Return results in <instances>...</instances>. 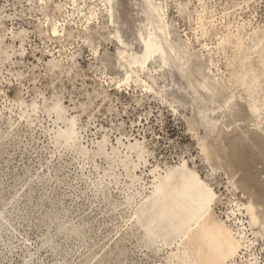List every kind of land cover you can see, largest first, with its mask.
I'll return each mask as SVG.
<instances>
[{
	"label": "rangeland",
	"instance_id": "1",
	"mask_svg": "<svg viewBox=\"0 0 264 264\" xmlns=\"http://www.w3.org/2000/svg\"><path fill=\"white\" fill-rule=\"evenodd\" d=\"M129 1L0 0V264H264L237 191L264 195V0H155L214 90L173 45L132 61ZM193 172L207 213L147 234L156 185Z\"/></svg>",
	"mask_w": 264,
	"mask_h": 264
},
{
	"label": "bare ground",
	"instance_id": "2",
	"mask_svg": "<svg viewBox=\"0 0 264 264\" xmlns=\"http://www.w3.org/2000/svg\"><path fill=\"white\" fill-rule=\"evenodd\" d=\"M132 1L138 8V10L135 9L136 15L133 16V20L131 18V21H134L132 29L133 37L135 39L134 42L137 41L138 46L133 49L134 47L131 48L130 44L128 43L130 52L132 53L131 54L129 52L131 54L132 61L134 63L146 64L145 62L150 59L151 56H155V54L160 55L161 58L165 60L169 55L167 49L173 45L174 59H179V61L183 64H187L189 62L193 63L200 76L201 86L209 90H214V86L217 84L215 82L217 80L214 77L215 75L213 76L212 71L207 66H205L204 61L200 59L192 60V56L195 55L184 53L182 52L183 50L179 49V47L177 48L173 41L175 38L172 39L170 37V33L167 29V23L165 22L163 15L159 12V8L155 0ZM113 7L111 9H113ZM111 12H113L112 14L114 16V10H111ZM203 31H205V29ZM119 36L121 37V35ZM121 38L124 41L123 37ZM167 62L169 61L167 60ZM249 120H251V118H249ZM62 132L63 129L61 128H59L57 131L58 135ZM202 150L206 151V153L209 155H213L214 153L218 152H221L222 154H228L233 151V149L227 143H221L217 147L214 146L211 149H207L206 145H203ZM226 160L228 159L226 158L225 161ZM225 163H227V166H229L228 161ZM185 169L188 170L186 167ZM191 174L192 179L190 180L181 179L178 177L173 178L170 175H167L164 176L156 185L154 195L146 200L141 209V212L144 214V219L141 223H143L147 234L151 235L153 233H157L158 231H164L166 234L174 233L177 234V236L180 234H185L191 225L198 224L199 217L205 215L207 208L211 206L210 195L213 191L211 192L207 189L203 180L195 172ZM238 182L239 183L237 184V187L239 189H237V191L241 189L245 194L246 210L250 215L252 224L264 231L263 193L259 190L253 189L251 185L245 181L239 180Z\"/></svg>",
	"mask_w": 264,
	"mask_h": 264
}]
</instances>
